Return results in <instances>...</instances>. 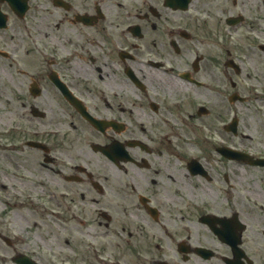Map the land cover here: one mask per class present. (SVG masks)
<instances>
[{
    "label": "flooded vegetation",
    "instance_id": "obj_1",
    "mask_svg": "<svg viewBox=\"0 0 264 264\" xmlns=\"http://www.w3.org/2000/svg\"><path fill=\"white\" fill-rule=\"evenodd\" d=\"M0 18V264H264V166L220 151L241 147L223 54L264 52V0H0Z\"/></svg>",
    "mask_w": 264,
    "mask_h": 264
},
{
    "label": "rangeland",
    "instance_id": "obj_2",
    "mask_svg": "<svg viewBox=\"0 0 264 264\" xmlns=\"http://www.w3.org/2000/svg\"><path fill=\"white\" fill-rule=\"evenodd\" d=\"M256 54H257V56H260V53L257 52ZM257 56H255V59L258 61ZM263 65L264 64H262V63H247L246 72L249 74V77L251 79H257V80L263 81L264 80V69H263ZM240 83L244 86L243 83H246V81L243 80V81H240ZM251 83H253V82H251ZM262 111L264 112V109ZM248 113H249V111H247V114ZM250 117H251V119L250 120H247V123H249V124H254V123L262 124V123H264V114L261 115L259 113L257 115H253V116L250 115Z\"/></svg>",
    "mask_w": 264,
    "mask_h": 264
}]
</instances>
